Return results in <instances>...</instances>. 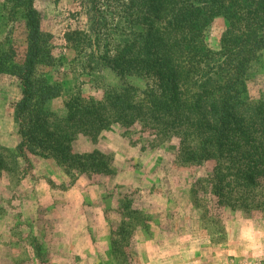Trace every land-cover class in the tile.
Returning <instances> with one entry per match:
<instances>
[{"label": "rangeland", "instance_id": "374dc122", "mask_svg": "<svg viewBox=\"0 0 264 264\" xmlns=\"http://www.w3.org/2000/svg\"><path fill=\"white\" fill-rule=\"evenodd\" d=\"M3 1L0 41L9 37L21 58L22 27L5 21ZM35 8L42 31L51 36L53 57L52 65L40 71L63 88L50 102L51 110L61 113L76 92L99 100L106 89L120 86L114 72L99 62L107 40L104 26L96 27L102 28L99 43L84 45L82 53L65 39L67 32L91 28V15L82 12L79 1L37 0ZM114 12L115 8L108 16ZM109 17L106 27L113 33L114 46L122 38L115 35L116 20ZM225 27L216 19L206 42L216 48ZM249 73L248 92L264 98V52ZM20 96L18 79L0 73V264H89L95 258L98 264L264 260V173L255 191L235 181L241 180L243 170H263L254 162L264 154V133L253 132L255 148L246 145L231 156L223 155L231 162L232 175L222 189L215 162L191 160L194 141L184 137V127L170 121H160L158 127L142 121L127 129L113 124L95 137L77 135L72 151L102 154L109 171L71 178L53 159L29 155V166L21 160L15 164L19 137L13 105ZM120 227L128 232L123 240ZM90 241L96 251L91 258Z\"/></svg>", "mask_w": 264, "mask_h": 264}, {"label": "trees", "instance_id": "16d2710c", "mask_svg": "<svg viewBox=\"0 0 264 264\" xmlns=\"http://www.w3.org/2000/svg\"><path fill=\"white\" fill-rule=\"evenodd\" d=\"M36 1L2 3L5 21L21 25L25 42L18 58L9 37L0 41V73L16 77L21 92L13 105L19 137L15 164L21 160L29 166L32 155L55 160L71 178L106 173L109 167L102 154L72 151L77 135L95 137L113 124L127 129L142 121L153 127L170 121L184 127V137L194 141L191 160L215 162L222 189L232 175L231 162L223 155L231 156L246 145L255 148L253 132L264 133V98L247 89L250 69L264 52V0H77L92 24L87 31L67 32V43L82 53L84 45L99 43L102 28L96 27L104 26L107 40L99 62L121 84L106 89L99 100L76 92L61 113L49 104L63 88L40 71L52 65L53 57L51 36L41 29ZM108 17L116 20L114 32L122 38L114 46ZM218 18L226 27L215 48L205 36ZM257 159L254 164L263 170H243L241 180H235L242 188L255 191V182L264 173V154ZM119 231L123 240L128 232L122 227Z\"/></svg>", "mask_w": 264, "mask_h": 264}, {"label": "crops", "instance_id": "0c3cea01", "mask_svg": "<svg viewBox=\"0 0 264 264\" xmlns=\"http://www.w3.org/2000/svg\"><path fill=\"white\" fill-rule=\"evenodd\" d=\"M105 233H107L106 231H105ZM109 235H111V237H112V233H111V231H109ZM108 240H109V242L112 240V238L110 239V238H108ZM89 244H90V247H91V250L89 251V253L87 254V256L88 257H92V256H96V251L94 252V248H93V245H92V243H91V241L89 242ZM111 251H109V253H110ZM108 253V252H107ZM102 258V257H101ZM96 259V260H95ZM94 259V261L92 262V261H90L89 262V264H98V262H100V259L99 260H97V258H95ZM90 260V259H89Z\"/></svg>", "mask_w": 264, "mask_h": 264}, {"label": "built area", "instance_id": "2783aa9c", "mask_svg": "<svg viewBox=\"0 0 264 264\" xmlns=\"http://www.w3.org/2000/svg\"><path fill=\"white\" fill-rule=\"evenodd\" d=\"M236 264H264V260L262 259H254V260H242Z\"/></svg>", "mask_w": 264, "mask_h": 264}]
</instances>
